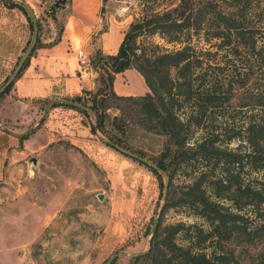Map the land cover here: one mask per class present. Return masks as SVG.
<instances>
[{
  "label": "trees",
  "instance_id": "1",
  "mask_svg": "<svg viewBox=\"0 0 264 264\" xmlns=\"http://www.w3.org/2000/svg\"><path fill=\"white\" fill-rule=\"evenodd\" d=\"M2 2L19 8L31 27L21 3ZM49 8L56 7L50 4ZM61 28L51 42L58 39ZM145 29L176 47L152 54L138 52L135 39ZM38 41L37 36L32 50ZM95 55L101 62V71L93 67L96 88L87 92V99L81 95L65 99L89 101L85 105L95 116V123L89 121L92 130L104 121L121 130L128 118L145 131L163 135L159 153L150 158L167 177L160 213L184 204L206 223L205 228L186 225L185 229L192 228L187 243H179L175 234L182 222L162 225L159 218L146 252L131 256L130 263L239 264L241 252L251 250V264H264V0H178L129 22L114 53L96 50ZM127 67L142 75L149 91H113L114 73ZM55 104L90 117L70 103ZM229 104L233 105L230 111L225 107ZM109 108L118 113L109 114ZM215 111H221V117ZM190 128L200 131L192 140ZM104 136L127 148L120 137ZM231 140L237 142L233 147L227 145ZM206 155L214 158L209 170L192 173L178 192L169 187L177 168ZM147 168L161 179L158 169ZM244 168L250 177L241 174ZM223 240H229L231 248Z\"/></svg>",
  "mask_w": 264,
  "mask_h": 264
},
{
  "label": "rangeland",
  "instance_id": "2",
  "mask_svg": "<svg viewBox=\"0 0 264 264\" xmlns=\"http://www.w3.org/2000/svg\"><path fill=\"white\" fill-rule=\"evenodd\" d=\"M29 1L32 5L27 1L26 3L31 7L39 22L37 36L40 44L42 40L48 41L58 32L63 23L64 13L59 12L56 8L53 10L49 8L53 0ZM177 2L178 0H102V4L107 5L99 13L102 16V27H105V19L109 17L119 27V30L122 28L125 31L129 22L141 19L152 11L169 8ZM27 37L28 39L19 53L13 56L8 66L9 70L0 72V84L10 73L30 40L31 27L29 25ZM135 44L139 48H137L138 52L141 50L146 54L171 50L176 47V44L165 41L158 33L150 34L147 29L136 37ZM95 52L96 49H93L87 66L96 67L98 71H101L99 67L101 62L96 60ZM4 93L0 94V123L2 122V125L23 131L28 125H32L41 114L42 117L45 115L43 114L45 103L42 102H37L36 105L31 102L26 105L22 104V109L18 104L9 105L7 103L8 109L4 108L3 110L5 99L8 97L6 96L8 92L3 95ZM9 97L11 96L9 95ZM85 98H89V95ZM88 103L89 101L86 100L85 104ZM232 106L229 104L225 107L230 111ZM108 113L117 114L118 110L109 108ZM214 114L221 117V111H215ZM84 120L88 121V117L85 115ZM90 120L95 123V116L91 115ZM2 125L0 126L2 127ZM39 125L40 123L37 126ZM122 127L121 130H117L108 121H104L100 128H96V133L97 136L100 135L102 143H105V134L116 135L127 145V149L149 159L155 158L162 147L163 135L145 131L139 125L131 123L128 118ZM190 131L191 140L199 136V129L190 128ZM236 143L235 140H231L227 145L233 147ZM30 155L32 154L18 158L19 154H15L13 158L7 160L12 165L11 167L6 164L7 162L4 164V168L7 166V170L6 172L4 170L3 177L0 178V219L4 217L7 209L17 208L29 199L27 192L17 199V196L21 194L22 186L33 188L34 197L38 193L40 194V190L48 191L52 187H59L62 193L59 208L62 214L56 216L54 223L46 228L41 237H35L27 244L32 264H100L114 251L123 253L122 257L124 258L116 260V256L111 264H128L132 256L130 255L129 259L126 258L128 253L148 248L147 234L151 220L163 201L159 197L163 183L162 175L161 179H158L147 166L119 151L118 158H109L104 162V166L64 139L50 142L44 154H39L38 163L32 162ZM33 156L37 157L34 153ZM213 162L214 158L209 155L189 160L186 166L175 170L169 187L178 192L180 184L189 181L192 173L194 175L198 171L209 170ZM241 174L244 177L251 176L245 168ZM9 177H14L11 180L12 183L18 178H22V180L11 185L10 182H5ZM27 177H31L32 181H27L25 179ZM98 192L103 194L100 200L96 197ZM12 193L16 194L14 196L15 204H11ZM23 197L25 200L22 199ZM175 198L176 196L173 199ZM20 207H22L20 209L22 215L14 218H17L19 226L23 222L26 228L32 219V210L27 204ZM64 210H67L65 214ZM85 211L86 218L82 215ZM89 214L91 217L88 216ZM33 218L37 219L38 217L34 215ZM159 218L162 225L182 222V227L180 226V230L175 234V240L179 243H187V233L192 228L185 229L186 225L195 224L203 228L206 227L202 217L194 214L192 208L184 204L167 207L161 213L159 210ZM222 243L227 248L232 246L229 240H223ZM240 248H235L234 251L240 250ZM250 251L241 252L239 264H251Z\"/></svg>",
  "mask_w": 264,
  "mask_h": 264
},
{
  "label": "crops",
  "instance_id": "3",
  "mask_svg": "<svg viewBox=\"0 0 264 264\" xmlns=\"http://www.w3.org/2000/svg\"><path fill=\"white\" fill-rule=\"evenodd\" d=\"M24 1L32 5L29 0ZM101 6L107 7L106 4H102V0H66L65 8H56L64 13L58 39L51 42L57 35L55 33L53 38L48 41L42 40V43L31 51L27 62L14 77L7 91L8 94L7 92L3 94L8 96L5 99L3 110L8 109V104H18L22 109V104L26 105L28 102L36 105L37 102L46 103L52 98L63 99L74 95L86 97L87 92L96 88L98 83L96 70L91 66H80L76 51L81 50L87 60L91 57L93 49L101 53H114L124 33V30L122 28L119 30V27L109 17L105 19V27H102V16L99 14ZM50 17L53 19L52 16ZM27 27L28 21L24 13L15 6H6L0 0V72L9 70L8 66L13 56L19 53L27 41ZM112 89L118 94H143L149 91L142 75L134 67L115 72ZM57 102L59 101L55 103ZM55 103L47 113H43L45 114L43 117L42 114L36 117L37 120L40 117L42 119L21 140L5 128L13 132L22 131L0 123L2 125L0 126V178L3 177L4 170L5 172L7 170L4 164L7 162L8 166H12L8 163V159L13 158L15 154H19L18 158L32 154L30 159L34 158L32 162L38 163L39 154H44L47 145L53 140L68 141L104 166V162L109 158H118V151L102 143L100 135L97 136L96 128L94 130L90 128L89 121L92 115L90 112V117L86 122L83 112ZM39 123L40 125L37 126ZM33 153L37 156L36 158ZM12 178H6L5 182L13 185L22 180L18 178L12 183ZM25 179L32 181L31 177ZM53 186H55L54 183ZM26 192L29 198L25 201L26 203H21L17 208L7 209L4 217L0 219V264H32L27 244L33 238L41 237L46 228L54 223L56 216L62 214L59 211L62 196L59 187H52L48 191L40 190V194L37 192L38 194L36 193L34 197L33 188L22 186L21 194L17 196V199ZM15 195V193L11 194V204L16 202ZM26 204L32 210L31 215H36L38 218L31 216L32 219L25 228L23 222L19 226L17 218L14 217L22 215L20 206ZM63 212L65 214L67 210ZM86 214V211L82 213L85 218ZM88 216L91 217V214ZM122 254L117 255L116 260L124 258ZM127 255L126 258L129 259L130 255Z\"/></svg>",
  "mask_w": 264,
  "mask_h": 264
},
{
  "label": "water",
  "instance_id": "4",
  "mask_svg": "<svg viewBox=\"0 0 264 264\" xmlns=\"http://www.w3.org/2000/svg\"><path fill=\"white\" fill-rule=\"evenodd\" d=\"M19 3H21V5L25 8L27 14L30 17V21H31V37L29 42L27 43V45L25 46L24 50L22 51L21 55L19 56V58L17 59L16 63L14 64L12 70L10 71V73L6 76V78L2 81V83L0 84V93L5 89V87L14 79V77L16 76L17 72L19 71L21 65L23 64L24 60L26 59V57L29 55L30 51L32 50V48L35 45L36 42V38H37V30H38V26H37V22H36V17L33 14L32 9L30 8V6L24 1V0H17ZM52 5L55 6L56 8H60L63 9L66 7V0H53ZM56 101H63L65 103H70L71 105L84 109L88 112L91 113V109L78 101L75 100H70V99H57V98H52L49 99L44 107H43V113H45ZM41 120V117L37 120V122L29 127H27L24 131L22 132H13L10 131L8 129L5 128L6 131H8L9 133H11L14 136H22L24 134H27L29 131H31L34 126ZM105 143H107L108 145H110L111 147H113L114 149H116L117 151L128 155L142 163H144L145 165L154 168V169H158L163 176V183L161 186V192H160V198L163 199L164 194H165V190H166V184H167V177L166 174L164 173V171L162 169H160L153 161H151L150 159L136 153L133 152L125 147H123L122 145L114 142V141H110V140H104ZM34 161V158L32 159ZM103 194L101 192L96 193V197L97 199H102ZM162 205V204H161ZM161 205L158 207V209L155 211L152 220H151V224H150V228L147 234V242L150 243V240L152 238L155 226L157 224L158 221V213L159 210L161 208ZM147 250V248L137 251L135 253H128L129 255H139V254H143L145 253ZM121 254V252L119 251H114L112 253H110L100 264H110V262L117 256Z\"/></svg>",
  "mask_w": 264,
  "mask_h": 264
},
{
  "label": "built area",
  "instance_id": "5",
  "mask_svg": "<svg viewBox=\"0 0 264 264\" xmlns=\"http://www.w3.org/2000/svg\"><path fill=\"white\" fill-rule=\"evenodd\" d=\"M76 56H77L78 64L80 66L87 65L88 60H87L86 56L81 52V50L76 51Z\"/></svg>",
  "mask_w": 264,
  "mask_h": 264
}]
</instances>
